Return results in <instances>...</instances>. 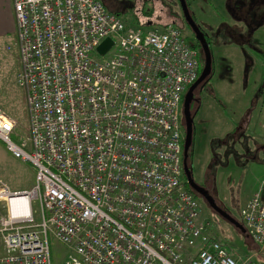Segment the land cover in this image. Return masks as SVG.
Instances as JSON below:
<instances>
[{"label":"built area","instance_id":"built-area-1","mask_svg":"<svg viewBox=\"0 0 264 264\" xmlns=\"http://www.w3.org/2000/svg\"><path fill=\"white\" fill-rule=\"evenodd\" d=\"M10 3L27 131L0 109V141L34 184H0V264H51L49 236L67 252L60 264H253L206 233L185 186L179 116L198 61L180 29L129 25L100 0ZM239 214L264 250V179Z\"/></svg>","mask_w":264,"mask_h":264},{"label":"rangeland","instance_id":"rangeland-1","mask_svg":"<svg viewBox=\"0 0 264 264\" xmlns=\"http://www.w3.org/2000/svg\"><path fill=\"white\" fill-rule=\"evenodd\" d=\"M119 1L127 3L126 6L122 5L124 9L119 12L120 19L136 26L134 9L129 6L134 0ZM263 7L256 9L253 16L257 15L258 10L263 11ZM7 41L16 51L14 37L10 36ZM215 54L213 72L206 85L210 92H194L198 101L190 102L189 106L193 114V150L202 166L209 160L210 150L216 154V161L205 169L209 194L218 208L241 224L239 210L242 198L256 191L264 179V153L257 148L264 141V85L261 82L264 23L255 31L249 47L226 43L220 45ZM2 84L0 99L10 100V103L0 106H6L17 115L21 122L16 124L17 132L26 135V110L22 91L12 80ZM248 109L250 112L244 128L232 135L230 132ZM179 120L182 135L181 108ZM217 139L222 141L218 142ZM0 184L12 192L28 190L34 184L33 166L11 156L1 141ZM196 200L199 204V219L207 234L220 240L235 257L249 256L253 264H264V250H258L246 226L242 225V231L215 213L205 201L197 196ZM5 203L4 199H0V219L7 216ZM30 209L33 221H39L36 199L30 202ZM48 244L51 264H60L67 255L65 248L51 236L48 237Z\"/></svg>","mask_w":264,"mask_h":264},{"label":"flooded vegetation","instance_id":"flooded-vegetation-1","mask_svg":"<svg viewBox=\"0 0 264 264\" xmlns=\"http://www.w3.org/2000/svg\"><path fill=\"white\" fill-rule=\"evenodd\" d=\"M100 1L107 10L114 12H120L124 9L122 5H127L119 0ZM129 6L134 9L137 22L143 27L162 26L167 23L177 26L196 51L199 71L204 58L202 46L203 44L207 46L211 61L210 73L205 81L193 89L191 103L198 101V96L194 95V92H210L206 85L213 72L215 50L226 43L249 47L255 31L262 22L264 23V10H258L257 15L253 16L256 9L264 6V0H134ZM261 73H263L261 82L264 85V71ZM217 141L221 142L222 139ZM257 148L264 153V141L259 143ZM215 161L216 154L210 150L209 160L202 166L193 150L192 139L185 159L187 173L193 183L204 189L208 195H210L208 176L205 169ZM194 194L205 201L200 193ZM212 210L216 213L214 209Z\"/></svg>","mask_w":264,"mask_h":264},{"label":"water","instance_id":"water-1","mask_svg":"<svg viewBox=\"0 0 264 264\" xmlns=\"http://www.w3.org/2000/svg\"><path fill=\"white\" fill-rule=\"evenodd\" d=\"M112 44V41L110 38L106 37L104 38L96 47L95 50L98 54L102 55ZM204 58H203V64L201 66V69L196 77V79L186 88L185 92L183 93L182 100H181V114H182V120H183V138H182V148H181V156H182V172L185 179V183L188 188L192 189L196 193H200L210 208L214 209L218 215H220L223 219L228 221L230 224L234 225L235 227L240 228L243 231L242 224L237 223L231 216H229L227 213L222 211L220 208L216 206L213 199L206 193V191L198 187L196 184L193 183L192 179L187 173V168L185 165V159L187 155V150L189 146L191 145L192 141V117L193 114L189 111L190 102L192 101L193 89L203 81L206 80L208 74L210 73L211 68V61H210V54L208 51L207 46L203 44L202 46ZM244 77L246 75L245 69L243 73ZM250 110L248 109L243 113V115L238 120L237 124L235 125L233 131L231 132L232 135H236L239 130H242L244 128V124L247 121V117L249 115ZM256 148V147H255ZM199 194V195H200Z\"/></svg>","mask_w":264,"mask_h":264},{"label":"crops","instance_id":"crops-1","mask_svg":"<svg viewBox=\"0 0 264 264\" xmlns=\"http://www.w3.org/2000/svg\"><path fill=\"white\" fill-rule=\"evenodd\" d=\"M10 36L14 37L15 39L14 44L16 47V51H13L11 46H9V41L7 40ZM17 56H18V49H17L16 38L14 33V22L12 17L11 3L10 0H0V87L3 86L2 83L5 82L8 84L11 80L12 82H14V85L17 86L15 83V75L19 69ZM1 91L2 89L0 88V92ZM4 103H10V100L1 98L0 105ZM0 109H2V111L10 110L6 106H0ZM253 192H251L249 196ZM249 196L242 198L240 207L241 205L244 204L245 200ZM1 253H2V247L0 243V254Z\"/></svg>","mask_w":264,"mask_h":264},{"label":"bare ground","instance_id":"bare-ground-1","mask_svg":"<svg viewBox=\"0 0 264 264\" xmlns=\"http://www.w3.org/2000/svg\"><path fill=\"white\" fill-rule=\"evenodd\" d=\"M9 202H11V207L14 211V215L19 214L21 212L23 214L26 206V198L24 196H14L9 199Z\"/></svg>","mask_w":264,"mask_h":264},{"label":"trees","instance_id":"trees-1","mask_svg":"<svg viewBox=\"0 0 264 264\" xmlns=\"http://www.w3.org/2000/svg\"><path fill=\"white\" fill-rule=\"evenodd\" d=\"M198 73H199V68H198ZM198 73H197V75H198ZM22 99H23V97H22ZM4 112L7 113L10 117H12V118L15 120V122H17L16 124L19 125V123H21L20 120L18 119L17 115H16L15 113H13L11 110H4ZM16 119H17V121H16ZM19 128H20V127H19ZM13 139H15V138L13 137ZM15 140H16V139H15ZM185 186H186V189L191 193V195H192L194 198H196L197 195L194 194V192H192V191L190 190V188L187 187L186 184H185Z\"/></svg>","mask_w":264,"mask_h":264}]
</instances>
